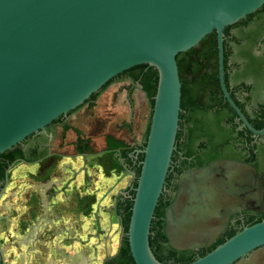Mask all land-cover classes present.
I'll list each match as a JSON object with an SVG mask.
<instances>
[{
    "label": "water",
    "instance_id": "obj_1",
    "mask_svg": "<svg viewBox=\"0 0 264 264\" xmlns=\"http://www.w3.org/2000/svg\"><path fill=\"white\" fill-rule=\"evenodd\" d=\"M263 5L264 0H0V154L45 134L49 124L123 72L154 68L158 83L146 145L138 151L143 160L126 236L135 264H163L150 249L149 235L175 150L181 99L176 56L215 32L222 96L240 129L263 136L264 128L249 124L224 80L225 28ZM134 84L114 80L75 114L140 89ZM59 127L75 129L67 121ZM248 209L264 216L263 176L250 163L214 159L179 176L164 210L166 239L178 251L209 247L233 214ZM188 264H264V220Z\"/></svg>",
    "mask_w": 264,
    "mask_h": 264
},
{
    "label": "flooded vegetation",
    "instance_id": "obj_2",
    "mask_svg": "<svg viewBox=\"0 0 264 264\" xmlns=\"http://www.w3.org/2000/svg\"><path fill=\"white\" fill-rule=\"evenodd\" d=\"M264 6V5H263ZM262 6V7H263ZM261 7V8H262ZM262 14L261 19H258V17H255L254 23L250 24L249 26H242L241 28L232 29L229 31V35L227 37L228 43L234 42L233 39L237 38L238 42L233 44V53L237 54L238 52H241L243 55L239 59L232 60V68L230 73H239L240 77L237 80V84L239 86V92H238V98L239 101L243 105L244 112L246 116L250 120H254L255 122L259 119V116L264 113V33L260 36H256L255 39H251V35L253 31L257 28V24H260L264 26V8L260 12ZM231 45V44H230ZM116 78V77H115ZM114 78V79H115ZM127 78V77H123ZM123 78H118L123 79ZM131 83H135L132 79L128 78ZM114 80H111L101 91H103L111 82ZM136 84H134L135 86ZM138 86H140L138 84ZM99 91L96 93L99 95L101 92ZM96 95V96H97ZM92 97V96H91ZM81 107H78L77 109L71 111L66 117H59L57 120L53 121L51 124H49L46 128L45 134H34L31 138L32 144L24 146V151L28 153V156L33 157L36 155H40L41 153L46 151V155L43 157L33 161V162H24V161H16L10 165V167L7 169L5 173V178L2 182H0V201L3 198V195L6 191L11 172L16 164L25 165V166H37L42 163H44L46 160L49 159H55L58 160L60 158H65V155H59L56 154L54 151L55 149V143L56 140L58 141L57 148L62 149L63 144L65 143V134L67 132H71L74 134L75 140L72 144V154L70 157L74 159H78V161L81 162V167L86 165V161L89 158V156L96 155L98 153H95L93 150V146L90 143V139L87 138L85 132H83L82 129L77 127L73 122L71 117L82 107H84L88 103L94 102L95 98H91ZM245 116V115H244ZM247 119V118H246ZM67 121V123L71 126H73L75 129H71L69 127H59L63 122ZM248 121V119H247ZM249 122V121H248ZM250 124V123H249ZM240 125L237 127L238 130L243 131L246 128L240 129ZM251 125V124H250ZM264 128V126H263ZM262 128V129H263ZM247 130V129H246ZM105 139V138H104ZM185 138H182L180 142H185ZM242 146L238 147L240 152L242 154H245L246 152H253L256 154V165L260 167V169H264V135L263 136H253L252 134L250 136L246 135L244 133V137L241 139ZM106 143V141H105ZM123 144V143H122ZM106 145V144H105ZM200 143H195V148L193 150V154L191 157L183 155V148L176 147L174 151H176V155L174 158H171V166L169 168L170 171L179 170V173L174 172L172 173V178L169 182H165L164 189L161 193L162 197L165 200H169L171 198L174 199L177 188H178V179L179 176L186 170L190 169H196L199 167H192L187 166L193 158L198 157L197 155H200L197 150L200 147ZM142 150L141 148H136L133 151L132 154V163H127L123 158H121V153L124 151L123 146L119 149H115L113 151H108L104 149L102 152H111V156L116 154L119 155L118 157V163L120 165L121 171L119 172V177L117 178L116 183L113 185H110V187L107 189V191H110L108 194H110L112 191L116 190L117 185L120 181L126 180L127 186L125 189L120 190L116 197L114 198V205L112 209V215L115 217V220L111 218L110 223L108 224V238L111 241H114L115 243L111 244V241L108 240L109 244H105V247H107V251L104 253L102 258H100L98 255H95L94 257H90L92 252L88 255V252L86 254L80 251H76L73 249V251H69L70 248H74L75 246H81L84 247L85 245H90L92 243V240L96 243L100 241L101 233L103 228L99 225V220H94L92 223L93 229L85 234V237H80L75 239L76 237H73L70 235L69 227H67V223H65V218H62L60 216V211L65 212V191L66 188L69 186V181L67 185L65 186V177L63 175H60L58 177L54 176L53 180L56 181L51 187L55 189L54 192H50L51 197L48 196L47 193L49 192L48 188L44 184V187L46 188H38L35 187L36 192L38 194L37 198V207L32 208L33 210H38V213H35L33 220L31 221L29 227L25 228V233L19 234V237L17 240H15V243L11 244L9 247V239L10 232L9 229L6 228V225L8 222L13 218L14 216L10 217L12 214L7 215L10 210L7 209V212L4 214H0V227L2 228L3 238L0 242V264H6V254L8 251L14 252L15 255L20 256L21 255V249L25 245L27 247H24V253L23 255L26 257H29L30 255L38 257V258H45V260H48L47 264L51 263L52 261L58 260L57 258H60L62 262H69L71 264H135L132 256L129 252V246L127 242V236L124 231V217L125 212L123 210V205L127 200H130L132 198V193L134 192V183L136 177L134 176L133 180H130L129 175H126V171H129L131 173H134V166L137 165V157L140 155L138 151ZM252 150V151H251ZM116 152V153H114ZM100 153V152H99ZM130 154V156H131ZM110 155V154H109ZM218 159V158H217ZM231 159V158H229ZM236 160V159H234ZM108 162L105 164L106 167H109L110 162L115 163V165H118L114 159L107 160ZM243 161V160H238ZM244 162V161H243ZM209 163V162H208ZM207 163V164H208ZM109 165V166H108ZM139 165V164H138ZM114 166V165H113ZM111 168H115V166ZM257 172L261 174L264 178V171L259 170L257 166H255ZM64 174V173H63ZM46 175V176H44ZM42 179L50 180L48 178H52L50 176V172L47 171L46 174H44ZM125 175V176H124ZM124 176L123 179H121L119 182L118 180ZM71 177L68 179L70 180ZM42 183H44L42 181ZM57 183L60 185L58 187ZM117 184L115 187L114 185ZM19 194V193H18ZM105 194V193H104ZM56 199V201L54 200ZM98 202L96 203V210H98ZM17 204V205H16ZM1 205V204H0ZM15 206L12 207L13 209L11 212L18 208L20 202H16L14 204ZM31 209V210H32ZM41 211V212H40ZM60 212V213H59ZM262 216L258 211L255 209H248L243 210L240 212H237L233 214L230 217L229 225L224 231L223 234H221L217 240L221 236H225V234L231 229L233 230H239L246 222V220L253 216ZM59 216V217H58ZM90 230V223L88 224V228ZM164 239H159V251L156 250L157 255L159 258L162 259L163 264H188L193 261H195L198 257H202L205 254L212 251L210 248H212L211 245L206 248H200L198 250H190V251H178L173 250L166 239L165 236V220H164ZM114 238V240H113ZM216 240V241H217ZM225 240V239H224ZM215 241V242H216ZM67 243V245H65ZM95 244V243H94ZM91 244V250L95 254V248L98 247V245ZM107 245V246H106ZM110 245V246H109ZM112 246V247H111ZM68 247V249H66ZM206 250L204 254H201V250ZM44 260V259H43ZM66 260V261H65ZM30 263V262H29ZM27 262V264H29Z\"/></svg>",
    "mask_w": 264,
    "mask_h": 264
},
{
    "label": "trees",
    "instance_id": "obj_3",
    "mask_svg": "<svg viewBox=\"0 0 264 264\" xmlns=\"http://www.w3.org/2000/svg\"><path fill=\"white\" fill-rule=\"evenodd\" d=\"M263 8L264 6L238 23L226 27L224 30L225 85L236 106L241 110L251 126L256 130H261L264 126V113L260 115L259 119L255 122L254 120H250L244 112L243 105L238 98L240 88L237 84V80L239 79L240 74L238 72L234 74L230 73L232 60L235 58L239 59L243 54L241 52H238L237 54L233 53V44L238 42L237 38L233 39L234 42L228 43L227 37L230 30L241 28L246 25L249 26L254 23L255 17L261 19L262 14L260 12ZM257 26L259 28L253 31L251 39H255L257 35L260 36L264 33V26L260 24H257ZM176 64L181 84V99L175 148L177 146L181 147V149L184 147L183 155L191 157L195 148V143H200V147L197 150L200 155L193 158L187 166L199 167L217 158H231L243 160L244 162L252 164L254 167L257 166L259 170L264 171V169H260V167L256 165L255 153L246 152L245 154H242L238 149V147L242 146L241 139L244 137V133L248 136H250L251 133L246 129L243 131L238 130L237 127L240 122L237 121L235 112L222 96L218 80V50L216 33L212 32L204 37L196 47L185 53L178 54L176 56ZM123 77L132 79L135 83L142 87L149 99L150 109H152L158 83L157 71L147 65H141L123 72L113 80ZM96 95L97 94L92 95L91 98L94 99ZM148 130L144 143L140 146L141 149H143L146 145ZM32 136L26 138L22 143L16 145L11 150L0 154V182L4 180L5 173L12 163L16 161L33 162L47 154L45 151L40 155L33 157L28 156V153L24 151V146L25 144H32ZM182 138H185L186 141L180 142ZM105 141V149L108 151H113L123 146L121 142L114 140L110 136H106ZM176 154V151H174L172 158H174ZM129 155L130 152H122L121 158L132 163V160L130 161L129 159ZM142 160L143 154L138 155L137 165L134 166L136 179L140 173V162ZM174 172L179 173V170L176 168L173 171L169 170L165 182L170 181L172 173ZM136 179L134 188L136 187ZM133 197L134 192L132 193V198ZM172 200L173 198L165 200L162 195H160L150 225L149 246L155 258L161 263L162 259L158 257L156 250L158 249L157 251H159L160 249L158 247L159 239H164V210L172 202ZM132 204L133 200L130 199L127 200L122 207L125 212V232L128 230ZM263 220L264 218L259 215L248 218L239 230H233L230 228L225 236H221L210 249L213 250L216 246L232 237L241 229ZM205 252L206 250L204 249L200 251L201 254H204Z\"/></svg>",
    "mask_w": 264,
    "mask_h": 264
},
{
    "label": "crops",
    "instance_id": "obj_4",
    "mask_svg": "<svg viewBox=\"0 0 264 264\" xmlns=\"http://www.w3.org/2000/svg\"><path fill=\"white\" fill-rule=\"evenodd\" d=\"M150 110V103L147 94L143 91L142 87H140V89L137 88L116 99L82 111L71 117L74 124L77 120L82 122L83 118L85 119V134L87 138L91 139V145L94 147L93 151L98 154L89 156L86 165L82 167V164L80 165L78 163V165H76L75 161L78 159H74L68 155L65 156L67 157V161H61L63 162L62 164L69 165V167L72 168L69 170H71L73 174L69 180L70 184L66 188V192H70L71 197L66 201L67 203H65V205L67 204L69 208L72 206H81L82 202L79 200H82L83 198L85 199L88 196L95 197V200L84 204L82 211H80V209L72 210L73 212H70L68 215H65L64 211H60L61 213H59L62 218L69 221V223L67 221H65V223L69 225L67 227H69L70 235L76 237L75 239L80 238L82 234L91 231L94 228L92 226L94 220H99V225L103 228L101 237L99 238L100 241L96 243V240H92L91 243L93 245H98V247L95 248V254L91 250V244L84 246V251L88 252V255L92 252L90 257L98 255L102 258L104 253L108 250L107 247H105V244H109V238L106 235H108V224L110 223L111 218L115 220V217L111 214L114 205V198L120 190L125 189L128 181V178L120 181L116 190L105 196L104 193H106L110 185L116 183L117 178L120 175L118 171H121V169L118 163L119 155L116 154L112 155V159H114L118 165L112 163L111 166L114 165L115 168H111L109 165L108 168L106 167L105 164L108 162L107 159L111 156V152H105L102 154L106 147L104 138L110 136L114 140L123 143V152L127 151L130 152V154H133V151L136 148H140L146 138L150 121ZM74 140V134L70 131L67 132L65 134V147L58 149L56 144L58 141L56 140L53 152L59 155H65L62 153L66 152L68 148H71V150L73 149L72 144ZM132 154L131 156L129 155L130 161L133 160ZM64 159L65 158H60V160ZM102 159L105 161L104 163L102 162ZM127 163L130 164V162ZM63 173H65V170H63ZM63 176L65 177L64 174ZM54 183H56L55 180H51V184L47 183V189L51 188ZM7 187L9 186L7 185ZM8 191L9 190L6 189L0 207L2 208L3 206V213H6L7 209L10 210L7 212V215L12 214V203H16V201H5ZM24 192V189L19 188L16 194V196H18L17 201L21 199V195H23ZM72 196H75L74 200ZM98 200L99 209L96 210V203ZM87 223H90V230L87 229L86 231H82L81 225L84 224L83 226H85ZM70 225H72L73 228H70Z\"/></svg>",
    "mask_w": 264,
    "mask_h": 264
},
{
    "label": "rangeland",
    "instance_id": "obj_5",
    "mask_svg": "<svg viewBox=\"0 0 264 264\" xmlns=\"http://www.w3.org/2000/svg\"><path fill=\"white\" fill-rule=\"evenodd\" d=\"M75 125L77 127H79L80 129H82L83 132H85V119L84 118H83L82 122L77 120L75 122ZM90 143H91V139H90ZM66 145H68V144H66ZM62 146L65 147V143ZM62 154H65V156L66 155L70 156L72 154L71 148L70 149L68 148L67 151L62 153ZM66 158L67 157H65L64 160H60V159L55 160L53 158L50 161L48 159L44 163L37 165V166H28V165L22 166L20 164H16L14 166V169L11 172L10 179L8 182L9 187L6 188L9 191H8V194H6L7 196L5 198V201H10V202L16 201L17 202L18 196H16V194H17V191L19 190V188L24 189L25 192L23 195H21L22 197L18 201V202H20L21 205H19L17 209H14L12 211L11 217L12 216H14V217L11 218V220L6 225V228L9 229V232H10L9 235L11 237L9 239V241H10L9 247L11 246V248H12L11 244L15 243V240L20 238L19 234L25 233V228L29 227L31 221L34 219L33 218L34 216H32V215L39 212V209L38 210L32 209L33 207L36 208L37 203H38L37 202L38 194L36 192L35 187L46 188L42 185H44V184L46 185L47 183L51 184V180L55 179V178H53L54 176L58 177L60 175H63V170H65V173H64V175H65V186L67 185V183L69 181L68 179L70 177H72L73 174H72L71 170H69L72 168L69 167V165L62 164L63 162H61V161H67ZM111 159H112V156H110L109 159H107V160H111ZM102 162L104 163L105 161H103V159H102ZM75 163H76V165H78V163L81 165V162L78 160L75 161ZM109 165L111 166V162ZM47 171L50 172V176L52 178H48L50 180L45 181L44 180L45 177H43V175L46 174ZM44 176H46V175H44ZM42 178H44V179H42ZM42 181L44 183H42ZM57 185H58V187L60 186L58 183H57ZM65 188H67V187H65ZM55 189H53V188L48 189L49 192L46 194L47 198H48V196L51 197L52 194H50V192H54ZM70 197H71L70 192L65 191V203H67L66 201H68ZM74 197L75 196H72L73 200H74ZM54 200L56 201V199H54ZM78 200H79V198H78ZM93 200H95V197L88 196L85 199L83 198L82 200H79L80 202H82L81 206L80 205L79 206H72L69 208L66 204L65 205V215H68L70 212H73L72 210L80 209V211H82L84 208L83 207L84 204L89 203ZM0 204H1V201H0ZM14 204H15V202L12 203V207H14ZM0 207H1V205H0ZM2 208H3V206H2ZM2 208H0L1 215L4 214L2 212L3 211ZM65 221H67L69 223L68 220H65ZM84 224L81 225L82 231H84L86 228H88V223H87V225L83 226ZM67 226H69V225H67ZM70 228H73L72 225H70ZM81 237H85V234H82ZM2 238H3V233H2V228L0 227V242L2 241ZM113 240H114V238H113ZM114 243H115L114 241H111L110 245H112ZM65 245H67V243H65ZM24 247H27V245H25ZM24 247H22V249H21L22 253L20 256L15 255L14 252H12V251L11 252L8 251L6 254V264H27V262L28 263L30 262L29 264H47L48 260H45V258H38V257H35L33 255L32 256L30 255L29 257L24 256L23 255ZM69 248H70L69 251H73V249H75L76 251H80V252H83V254L84 253L86 254V251H84L85 250L84 247H81L80 245L79 246L77 245L74 248H71V247H69ZM66 249H68V247H66ZM57 259L58 260L52 261L49 264H71L69 262H62V260L60 258H57Z\"/></svg>",
    "mask_w": 264,
    "mask_h": 264
}]
</instances>
